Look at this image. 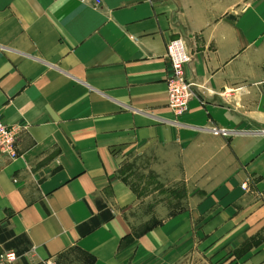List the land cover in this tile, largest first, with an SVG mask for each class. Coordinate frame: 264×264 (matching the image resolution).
<instances>
[{
  "label": "crops",
  "instance_id": "0c3cea01",
  "mask_svg": "<svg viewBox=\"0 0 264 264\" xmlns=\"http://www.w3.org/2000/svg\"><path fill=\"white\" fill-rule=\"evenodd\" d=\"M179 38L194 97L176 117ZM0 119L20 129L0 154L11 264H264V0H0ZM148 157L186 196L135 236L121 170Z\"/></svg>",
  "mask_w": 264,
  "mask_h": 264
},
{
  "label": "rangeland",
  "instance_id": "374dc122",
  "mask_svg": "<svg viewBox=\"0 0 264 264\" xmlns=\"http://www.w3.org/2000/svg\"><path fill=\"white\" fill-rule=\"evenodd\" d=\"M154 164L149 157L140 158L128 162L121 170V176L138 199V204L128 214L134 233L145 230L184 207L186 187L167 184L161 172L152 168ZM11 263L5 259V253L0 248V264ZM61 264H80V258L71 252Z\"/></svg>",
  "mask_w": 264,
  "mask_h": 264
},
{
  "label": "built area",
  "instance_id": "2783aa9c",
  "mask_svg": "<svg viewBox=\"0 0 264 264\" xmlns=\"http://www.w3.org/2000/svg\"><path fill=\"white\" fill-rule=\"evenodd\" d=\"M166 56L170 63V73L166 79L167 105L176 117L183 115L188 108L189 101L194 97V84L185 77V67L191 61V56L187 50L186 44L182 39L171 40L166 47ZM20 129L18 127H9L0 119V154L8 159L16 158V140ZM209 131L215 136H226L227 132L211 127ZM242 188L247 190V185L242 184ZM9 253L5 254L8 262L15 260L9 259ZM46 264H54L53 261H47Z\"/></svg>",
  "mask_w": 264,
  "mask_h": 264
},
{
  "label": "clouds",
  "instance_id": "9594fccd",
  "mask_svg": "<svg viewBox=\"0 0 264 264\" xmlns=\"http://www.w3.org/2000/svg\"><path fill=\"white\" fill-rule=\"evenodd\" d=\"M9 259H10V260H15V259H16V255H15L14 252H10V253H9Z\"/></svg>",
  "mask_w": 264,
  "mask_h": 264
},
{
  "label": "trees",
  "instance_id": "16d2710c",
  "mask_svg": "<svg viewBox=\"0 0 264 264\" xmlns=\"http://www.w3.org/2000/svg\"><path fill=\"white\" fill-rule=\"evenodd\" d=\"M145 230H146V229H145ZM145 230H144V231H145ZM140 234H141V232H140V233H138V234H135V236H139Z\"/></svg>",
  "mask_w": 264,
  "mask_h": 264
}]
</instances>
